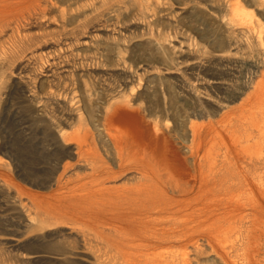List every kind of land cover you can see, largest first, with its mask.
<instances>
[{"label":"rangeland","instance_id":"1","mask_svg":"<svg viewBox=\"0 0 264 264\" xmlns=\"http://www.w3.org/2000/svg\"><path fill=\"white\" fill-rule=\"evenodd\" d=\"M25 4L0 3V264H264V0ZM110 105L175 174L143 212L99 191Z\"/></svg>","mask_w":264,"mask_h":264},{"label":"bare ground","instance_id":"2","mask_svg":"<svg viewBox=\"0 0 264 264\" xmlns=\"http://www.w3.org/2000/svg\"><path fill=\"white\" fill-rule=\"evenodd\" d=\"M50 1L51 0H0V3H6V6H11L14 4L20 5L21 3L25 2L28 4L27 8L29 10L28 15L26 14L27 16L25 15V17L33 18L37 16H44L46 14L45 12L48 9ZM232 12H233V15L239 17L240 19H244V17L247 14V13L245 14L242 11L238 1L235 2L234 5L232 6ZM120 102H123L124 104L119 103V101L117 102V104L119 103V104L124 105V108L131 106L128 102H127L128 104H126V102H124L123 100H121ZM108 111L109 112H107L108 113V118H107L108 129L107 130L109 134V139L111 138L110 140H111V144L113 147V153H114L115 166L113 167H116V168H113L112 165L111 167L110 165L103 166L104 171L101 173V176H100L101 178H100L99 183L101 186H98L100 187L99 191L101 195H105V196L107 195L106 197L109 200L111 199V201H113L114 204L116 202L121 207L120 209L122 211H125L127 213H134L137 210H140V208H142V212H143V209L148 207L147 206L148 196H149L148 195V185H149L148 178L153 180V177H157L158 179L160 178L163 179L166 177L167 181L175 182V177H174L175 174L170 168V165L167 166L163 162V160L162 161L160 160V155L157 153V147H158L157 143H158L160 136L156 132L157 131L156 128H155L156 131H152V136L148 138V118L146 114H140L138 111H135L133 112L132 120H128V119L123 120V119H120L118 116L121 114L122 111H124V109H121L118 106H115V107L111 106L110 110ZM136 119L140 121L141 125H138L139 122L137 123ZM134 124H137L138 126ZM157 181H154V183ZM164 181L165 180L163 179L162 183H164ZM183 184L185 185V183ZM160 185L162 184L160 183ZM169 187L172 188L173 186L171 187V184H169ZM174 187L172 189H174ZM149 188L151 187L149 186ZM176 188H179V187H175V189ZM155 192L156 193L159 192V194H161L162 191L160 192V191L154 190L153 193ZM181 192H184V191H181ZM149 194H151V192H149ZM159 194L158 195L156 194V195L159 196ZM85 198L86 197H84V199ZM156 203H157V200H156ZM155 206L157 205L155 204ZM155 208L158 209V207H155ZM109 226L107 229L113 228ZM103 227H106V226H102V228Z\"/></svg>","mask_w":264,"mask_h":264}]
</instances>
